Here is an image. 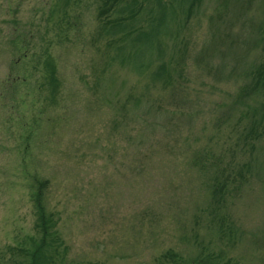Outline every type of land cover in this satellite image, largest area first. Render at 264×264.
Segmentation results:
<instances>
[{"label":"rangeland","instance_id":"1","mask_svg":"<svg viewBox=\"0 0 264 264\" xmlns=\"http://www.w3.org/2000/svg\"><path fill=\"white\" fill-rule=\"evenodd\" d=\"M64 1L0 0V264H24L41 237L38 187L63 264H193L209 253L264 264V132L244 135L262 100L238 98L264 55L252 27L264 0L219 20V0L189 17L185 1L162 0L173 3L157 31L163 53L144 47L142 72L117 54L123 31L106 32L101 0ZM139 2L136 20L149 24L156 1ZM249 45L235 64L232 50ZM161 62L166 85L150 77ZM218 180L228 187L216 203Z\"/></svg>","mask_w":264,"mask_h":264},{"label":"trees","instance_id":"2","mask_svg":"<svg viewBox=\"0 0 264 264\" xmlns=\"http://www.w3.org/2000/svg\"><path fill=\"white\" fill-rule=\"evenodd\" d=\"M69 0H65L64 4H66ZM156 1V4L155 2ZM186 2L187 3V15L190 16L191 12L193 11L194 7L200 3L201 0H180L179 2ZM151 4L154 2V7L151 6L149 9L153 12V15L149 19V24L146 25L142 24L140 20H136V16L140 13L144 6V3L139 2V0H101V4L99 6V20L102 18V23L104 27H108L109 30L106 32H110L111 30H121L123 31V37L118 42V51L117 54L122 56L123 59L127 57H131L135 60V63L139 61L141 57H143L144 47L145 49L155 48V52L161 56L163 53V47L161 42L158 39V32L163 31L162 29L166 30L169 27V24L166 20V16L168 11L173 7L172 2L164 3L162 0H150ZM219 7L216 8V15L214 18L217 20L224 18L228 12H231L238 9L239 14H245L247 9H249V5L246 6L241 4V0H219ZM144 5V6H143ZM264 5V3H263ZM262 6V5H261ZM260 7V6H259ZM258 7V8H259ZM128 11L129 14L116 18H111V14L116 12H126ZM129 18V19H126ZM211 20H216L210 18ZM253 24L251 23L250 26ZM254 29V36L256 33V37L253 38L254 46H260L262 43L261 50L264 53V6L261 9V19L255 26H252ZM124 39V40H123ZM123 40V41H122ZM121 42H125V44H121ZM144 45V46H143ZM128 46L127 54L124 53L122 50ZM214 45H206L201 49L200 52L196 53V62L202 65H205L211 58L213 54L210 47ZM232 46V45H231ZM250 45L242 50H232V57L235 64H239L242 60L245 59L247 52L252 49L249 48ZM127 55V56H126ZM261 56V55H260ZM45 65L47 67L46 72L48 78L50 79V83L52 84L53 89L55 90L58 86V81L55 79V67L50 60H45ZM140 72L143 69H146L148 64L144 63V61H139L137 65ZM211 67V65H210ZM250 70V73L247 77H249V81L246 85L241 86L238 92V98L243 97L244 94L249 95L250 92H254V98H259L258 100H262L260 104L261 119L256 120L252 119L250 121L249 126L244 130V135L246 137H253L254 139H258L257 137V129H260L264 132V123L262 124V120L264 119V55L263 57L256 62ZM172 70H177L172 68ZM179 73V72H178ZM182 73H179L177 77H181ZM151 81L153 82H162L163 84H167L172 81L174 78L173 73L170 71V68L166 65V63H159L156 65L155 69L150 72ZM258 109L254 108L251 109L252 113H257ZM260 124L259 126H256ZM261 134V133H260ZM228 180L223 181H216L212 184V196L216 203H219L221 200L224 201L225 194L227 193L228 187ZM40 184L43 183L39 182ZM36 213H37V228L41 233V237L38 241H35L32 238V245L28 248L26 247L22 251L23 254V262L24 264H63L64 263V255L58 250V238L55 236L54 227L56 226L55 222L53 221L52 217L45 216V208L42 203V193L41 188L38 187L36 190ZM167 256V253L164 254ZM172 257V256H171ZM22 264V263H21ZM181 264H192L190 263H181ZM193 264H219L217 258L209 253L206 256H201L199 259L195 261Z\"/></svg>","mask_w":264,"mask_h":264}]
</instances>
